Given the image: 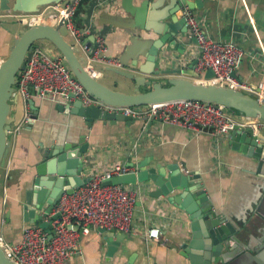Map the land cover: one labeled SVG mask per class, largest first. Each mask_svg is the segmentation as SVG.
I'll list each match as a JSON object with an SVG mask.
<instances>
[{"label": "crops", "instance_id": "obj_1", "mask_svg": "<svg viewBox=\"0 0 264 264\" xmlns=\"http://www.w3.org/2000/svg\"><path fill=\"white\" fill-rule=\"evenodd\" d=\"M79 2L72 3L77 7ZM201 2L200 7L191 11L209 36L218 42H234L242 49L241 61L233 72L236 88L264 101V0ZM56 3L38 5L37 10L51 12ZM82 6L83 11L77 17L82 30L87 32L86 43L93 37V47L96 38L102 35L106 55L116 58L133 46L134 36L138 37L133 50L142 52L144 40H157L158 32L172 18L168 0H83ZM17 14L11 12L6 24L0 23L3 59L23 27ZM66 39L74 42L70 36ZM176 39V44L184 46L183 53L166 43L161 52L169 58L158 62L163 72L150 78L168 80L177 76L168 74L169 70L187 69L195 60L194 40L187 31L178 33ZM38 46L58 53L47 40L39 41ZM139 61L145 62L144 57L140 56ZM127 63L133 65L131 60ZM98 66L96 78L110 86L101 70L109 66ZM33 101L38 119L33 121L32 128L27 130L24 124L23 131L10 134L9 154L0 166V237L5 241H17L23 228L36 224L35 217L40 219L46 210L33 206L32 217L24 209L27 191L34 185L40 150L57 144V139L63 136L62 144H69L71 154L61 165L67 171L73 167L78 170L74 153L85 136L89 146L80 157L81 178L104 174L116 165L132 167V171L141 165L143 170L139 173L143 172L145 177L135 185L123 184L136 197L130 230L110 231L111 239L100 229L92 228L88 234L80 231L81 252L71 256L67 264H264V229H260L264 227V126L257 129L237 126L226 136L214 135L211 129L197 134L175 124L144 118L95 119L88 126L85 117L66 110L74 102L61 104L49 98ZM229 112L236 120H244L233 110ZM23 115V103L18 97V102L12 105V127L19 125ZM247 136L254 138L257 145L246 144ZM245 147L247 150L243 151ZM65 176L70 179V174ZM175 176L177 180L171 182ZM166 182L171 183V188ZM191 207L199 215L196 220ZM210 212L221 222H230L241 243L233 238L213 242L203 220V214ZM193 224H197L196 229ZM152 227L160 229L158 238L148 236ZM186 244L188 247L184 248ZM194 253L199 257L196 261Z\"/></svg>", "mask_w": 264, "mask_h": 264}, {"label": "built area", "instance_id": "obj_2", "mask_svg": "<svg viewBox=\"0 0 264 264\" xmlns=\"http://www.w3.org/2000/svg\"><path fill=\"white\" fill-rule=\"evenodd\" d=\"M75 7V3L61 5L60 2L51 7V12L18 13L17 18L25 26L57 24L62 20L68 36L74 39L71 44L78 50V55L85 58V68L94 77L98 64L120 68L119 58L106 55L107 47L102 35L96 38L92 48L87 46L84 39L86 30L77 28L72 20ZM184 16L188 37L194 40L196 50L194 71L200 73L211 69L214 73L211 78L196 77V81L236 88L233 72L241 61L242 49L234 42L213 40L188 7L184 8ZM3 60L0 57V64ZM16 91L23 103L24 115L19 125L10 130L12 135L18 134L30 119V101L33 98H49L61 104L80 100L84 106L98 107L102 111L121 113L136 119L159 120L197 134L211 129L214 135L226 136L237 126H250L253 129L264 126L263 120L244 118L239 121L229 112L230 109L197 100L178 99L147 106L109 105L85 90L62 57L54 59L40 46H35L27 54L25 68L18 73ZM131 168L116 165L104 174L92 176L91 181L77 186L73 192H64L57 205L44 215L50 225L48 231L38 224H32L23 228L21 237L15 242H7L0 237V247L5 255L16 264H67L71 256L81 252L80 231L83 234H88L92 228L129 231L136 203L135 192L123 184L104 185L102 181L132 172ZM147 233L150 238H158L160 229L152 227ZM49 234L52 236L49 237Z\"/></svg>", "mask_w": 264, "mask_h": 264}, {"label": "water", "instance_id": "obj_3", "mask_svg": "<svg viewBox=\"0 0 264 264\" xmlns=\"http://www.w3.org/2000/svg\"><path fill=\"white\" fill-rule=\"evenodd\" d=\"M52 1H57V3L61 2V5H66L75 0H0V23L6 24L11 12L27 14L40 12V10H37L38 5L49 4ZM168 1L170 5L169 13H171L172 18L171 21L164 26L162 31L158 32L160 35L159 38L157 40H144V50L142 52H135L133 46H135V42H137L136 37L138 36H134L133 46L127 47L125 54L119 58L121 67H108L106 69L107 73L111 74V78L113 77L112 82L117 85L118 80H116V77H125L131 80L132 92L130 93L115 90L86 70L85 58L78 55L75 46L66 39L67 30L62 20L57 24L40 23L31 26L23 25L22 29L12 41L8 55L0 64V166L5 164L10 150V130L13 123L12 105L18 102V94L16 91L18 73L25 68L27 54L32 51L41 40L49 41L58 52L57 54H52L50 50H45L50 57L54 59L62 57L70 69L71 74L85 90L93 97L109 105L147 106L153 103L188 99L222 105L233 110L243 118H254L264 121V101L255 97L253 94L229 86L196 81V77L211 78L214 76L211 69H207L200 73L195 72L196 60H194L187 69L177 68L175 70H169L167 72L168 74L177 76L169 78L168 80L158 81L150 78L161 71L163 72L158 62L161 58H169L167 53L162 54L163 52H161L166 43H169L170 48L176 46L182 49L179 51L183 53L184 46L176 44V36L178 33L187 31L184 8L188 7L189 9H195L203 4V2H201L202 0H196L195 2H190L189 0ZM193 3H195V5ZM53 14L55 15V13ZM113 24L117 25L115 21H113ZM91 39L94 40L93 37H91ZM93 40H89L86 43L88 47L92 48ZM140 56L144 57L145 62L139 61ZM129 60L133 62V65L127 63ZM145 87L147 90L143 89ZM34 103L33 100L30 101L33 112L30 115V119L25 124L27 130L28 127L32 128L33 121L37 120L39 117L38 110L35 109ZM67 106L68 108L66 107V110H71V112L85 117L88 126H92L95 119L113 121H132L134 119L132 116H126L121 113L102 111L98 107L84 106L80 100ZM21 131H23V127H21L19 133ZM62 137L63 136L57 139V144L47 147L46 150H40L39 162L35 165V175L32 180V184L34 185L32 189L27 191V200L24 206L25 211L32 215V217L35 216L33 206L44 208L46 212H50L51 209L57 205L64 192L71 193L77 186H81L92 179V177L81 178V176H79L83 170V161L80 157L86 152L89 146V144L85 142V136L82 137L81 145L77 147V151L74 153L75 156L73 158V160L77 159L79 169L77 170V168L73 167V169L68 171L62 167L61 161L67 159L68 155L71 154L69 152L71 148H69L68 143L62 144ZM245 142L251 146L257 145L256 140L250 136H247ZM244 150H247L246 147L243 151ZM140 169L143 170V167L141 165H136L135 171L119 174L112 178H106L102 183L104 185H135L139 180L145 177L143 176V172L139 173ZM65 174H70V179L66 180ZM171 179V182L177 180L176 176ZM165 185L171 188L170 182H166ZM184 203L185 205L187 204V202ZM189 210L192 211L193 207ZM192 212L193 218L196 220L199 215L195 211ZM203 217L205 221L204 225L213 242H215L216 239L226 240L233 238L241 243L239 238L235 236L236 228L230 222H221L213 212H210L209 215L208 213L207 215L203 214ZM207 218L210 219L208 220ZM34 222L39 224L46 231L50 229V225L47 222H40L39 216L35 217ZM192 228L196 229L197 224H193ZM260 229H264V227L260 226ZM100 231L104 236H107L108 239L110 238V231L115 232L114 229L107 230L104 228H101ZM232 233H234V236ZM51 236L52 235L49 234V237ZM195 236L196 234H194V237ZM187 247L186 244L184 248ZM193 257L194 261L199 259L196 253H194ZM0 264H16L5 255L1 247Z\"/></svg>", "mask_w": 264, "mask_h": 264}, {"label": "rangeland", "instance_id": "obj_4", "mask_svg": "<svg viewBox=\"0 0 264 264\" xmlns=\"http://www.w3.org/2000/svg\"><path fill=\"white\" fill-rule=\"evenodd\" d=\"M40 11H43V10H40ZM19 23H21V22L19 21ZM67 36H68V34H67ZM70 43H72V42H70ZM109 67H111V66H109ZM96 68L99 70L100 66L96 65ZM101 70H103L105 72V74H106L105 79L107 78V80H105V81L108 84L111 83V85L109 84L110 87L114 88L115 90L121 91V92H126V93L132 92L131 80H129V79L125 78V77L124 78L123 77H121V78L120 77H116V80H118L117 81L118 85L115 86V83L112 82L113 77L111 78L110 74H108L107 71L104 70L103 68H101ZM143 89H146V87L143 88ZM14 128L15 127H12L11 130H13Z\"/></svg>", "mask_w": 264, "mask_h": 264}, {"label": "trees", "instance_id": "obj_5", "mask_svg": "<svg viewBox=\"0 0 264 264\" xmlns=\"http://www.w3.org/2000/svg\"><path fill=\"white\" fill-rule=\"evenodd\" d=\"M82 4H83V0H81V2H79V5L75 8V11H74V14H73V17H72V20H73L74 25L77 28H79V29H82L83 28V27H81V26H83V25H81V21L78 20V17H77L83 11ZM144 90H147V88L144 89Z\"/></svg>", "mask_w": 264, "mask_h": 264}, {"label": "flooded vegetation", "instance_id": "obj_6", "mask_svg": "<svg viewBox=\"0 0 264 264\" xmlns=\"http://www.w3.org/2000/svg\"><path fill=\"white\" fill-rule=\"evenodd\" d=\"M51 210H52V209H51ZM47 213H49V212H46V211H45V212L43 213V215H42L41 218H40V222H46V221H45V218H44V215L47 214ZM42 217H43L44 220H42ZM38 226H40V225L38 224ZM42 228H43V227H42ZM67 263H68V261H67Z\"/></svg>", "mask_w": 264, "mask_h": 264}]
</instances>
